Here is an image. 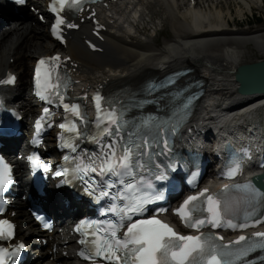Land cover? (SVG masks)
Returning <instances> with one entry per match:
<instances>
[{"label":"snow or ice","instance_id":"obj_1","mask_svg":"<svg viewBox=\"0 0 264 264\" xmlns=\"http://www.w3.org/2000/svg\"><path fill=\"white\" fill-rule=\"evenodd\" d=\"M18 2L23 3L24 0ZM92 2L94 0H50L48 8L54 14L51 35L64 43L63 28L80 27L65 13L82 12L84 5ZM95 16L96 13L92 12L91 18L95 19ZM96 26L97 29L103 27L99 21ZM90 46L93 49L96 47L94 44ZM70 59L64 58L65 61ZM61 64L59 54L41 57L36 62L33 75L36 96L49 106L62 107L65 113L64 122L58 125L62 131L57 134V146L73 155H63V162L56 166L54 175L62 177L56 187L75 182L88 196H94L97 204L105 198L111 200L102 209L101 215L110 214L112 218L81 220L74 228L81 236L78 244L82 247L77 254L82 260L90 264H237L249 253L264 250V231L252 232L251 236L239 235L227 242L217 232L204 231L206 228L243 231L264 224V212L259 218L255 216L257 206L264 208V189L252 181L225 184L219 193H211L205 187L188 195L172 209L183 226L194 230L195 235L183 234L162 219L161 214L169 211L167 208L160 207L154 210V214L146 215L148 205L164 199L155 192L153 179L167 180L168 170H176L175 163L164 165L157 162V158H167L171 152L167 135L177 132L182 116L177 110L167 117L149 113L143 117L127 118L132 109H143L146 105H155L157 113L162 112L168 107L161 103L166 97L140 99L134 104H126L120 99H108L97 91L91 97L96 118L89 121L83 106L71 102L67 96L71 80L61 72ZM174 75L179 76L180 73ZM16 79L9 73L6 79L0 80V84H13ZM168 83L175 84L176 81L169 78ZM164 87V84L149 83L142 91L152 95L158 88ZM176 95L179 96V93ZM87 98L86 94L82 97ZM190 104L191 98L183 104V108L187 109ZM42 113L34 122L37 136L41 129L53 127V122L48 121L53 114L52 109L43 107ZM84 140L96 145L97 150L78 152ZM32 143L38 146L42 141L33 139ZM27 161L34 173L38 169L48 172L52 167L36 152L27 156ZM233 163L235 166L225 174L228 179L235 178L242 171L239 161ZM146 171L152 174L153 179L144 175ZM13 179V166L0 156V215L5 212L7 204L4 193ZM259 179L264 182V175ZM113 189L117 191L113 192ZM231 189H237L243 195L226 196ZM241 214L243 218L237 222ZM33 215L45 230H51V223L45 222L44 217L36 213ZM16 227L11 220L0 218V264H15L21 250L26 248L23 241L11 243L16 236ZM261 260L264 261V257Z\"/></svg>","mask_w":264,"mask_h":264},{"label":"bare ground","instance_id":"obj_2","mask_svg":"<svg viewBox=\"0 0 264 264\" xmlns=\"http://www.w3.org/2000/svg\"><path fill=\"white\" fill-rule=\"evenodd\" d=\"M180 1L182 2V0H122L117 7L119 17L115 25L120 30L107 35V46L103 56L87 53L78 37L84 35L83 31L76 34L77 38L68 44L65 51L51 41L48 31L29 27L22 20H17V23L12 24L14 27L0 30L1 38L5 37L0 42V76L7 70L18 74L16 104L20 103L21 110L26 114L27 105L31 107L32 102L30 96L25 95L27 78L22 79V74L24 75L26 67L33 65L35 57L50 56L58 52V49L80 63L83 80L108 81L109 88L115 86L136 88L147 79L162 78L171 72L189 69L191 73L182 80V83L186 79H194L201 80L204 84V100L197 106L194 122L207 125L209 129L217 126L230 129L249 125L260 126L263 120L259 107L264 105V94L241 96L234 74L242 66L264 62V28L254 32L230 29L227 27L229 26L227 11L224 12L217 6H213L214 12L209 7L205 8L210 0H195L194 10L188 8L184 12H182L184 5ZM233 1L247 8L264 7L263 0ZM131 8L135 9L134 15L129 11ZM236 14L243 16V9H238ZM135 15H139L137 20H134ZM23 16L31 18L25 14ZM165 26L171 35L167 42L159 46L151 37ZM14 40L17 41L15 43L17 46L11 49ZM250 46L255 52L253 57L248 50ZM7 57L8 60L14 59L12 64ZM95 73L98 76L91 77ZM236 99L241 102L237 103ZM229 100L232 105L239 106L225 114L227 107L221 109L219 105L220 102ZM213 114L216 116H212ZM236 114L239 116L236 117ZM16 164L19 170L20 164ZM20 183L25 184L23 187L25 191H31L30 184L25 183L22 178ZM24 204L20 201L15 210L16 222L19 223L18 237L22 240H26L22 231L29 238H32L34 233L30 217H26L22 210ZM45 208L52 215L61 211L57 195L53 192H47ZM74 216L64 212V224L73 220ZM64 224L57 220L58 227ZM56 243L59 252L56 261L48 260L43 264H79L72 257L71 251L75 249L72 243L63 251H60V242ZM62 252L67 253L66 257L62 256ZM42 256L45 258L47 253H42Z\"/></svg>","mask_w":264,"mask_h":264},{"label":"rangeland","instance_id":"obj_3","mask_svg":"<svg viewBox=\"0 0 264 264\" xmlns=\"http://www.w3.org/2000/svg\"><path fill=\"white\" fill-rule=\"evenodd\" d=\"M181 3H182V5H184V6H182L183 7L182 12H184L187 9V0H182ZM263 3H264V0H263ZM213 6L221 7L224 12L227 11L226 12V14H227L226 18H227L228 22L230 23V25L227 26V27L230 28V29L243 30L245 32H249V31L250 32H254V31H257V30H260V29L264 28V7L263 8L262 7H260V8H254V7L247 8V7L242 6L241 4H238L237 2H235L233 0H226V1L224 0L223 2H222V0H210L208 2V4H206L205 8L209 7V9L214 12V10H213L214 7ZM205 8H203V9H205ZM238 9H243V12H244L243 16H238L236 14V11ZM230 13L232 14L231 18H230ZM12 23H14V22H11L10 24H12ZM27 24H30V23L27 22ZM31 24L35 25V21L33 23H31ZM11 26H9V27L6 26V28L9 29ZM22 29L24 30L26 28H22ZM170 35H171L170 30L165 26L162 29V31L160 32V34H158L157 38L155 39L156 42H157L156 44L161 46L164 42L168 41ZM0 41H1V39H0ZM16 42L17 41L14 40L13 44H15ZM248 50L250 52L251 57L255 56L254 55L255 52H253V48L251 46L248 47ZM2 57H3V59L5 58L4 55ZM7 60H8V57H7ZM1 68H3V67H1ZM27 70L29 71L30 67L29 68L28 67L25 68L24 75L22 74V77H21L22 79H24V78L28 79ZM25 76H27V77H25ZM23 84H24V81H23Z\"/></svg>","mask_w":264,"mask_h":264},{"label":"water","instance_id":"obj_4","mask_svg":"<svg viewBox=\"0 0 264 264\" xmlns=\"http://www.w3.org/2000/svg\"><path fill=\"white\" fill-rule=\"evenodd\" d=\"M242 96L264 94V62L242 66L234 74Z\"/></svg>","mask_w":264,"mask_h":264}]
</instances>
